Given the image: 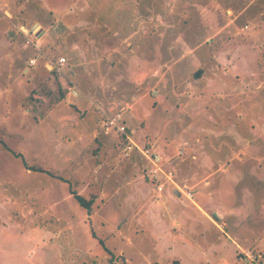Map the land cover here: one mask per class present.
Masks as SVG:
<instances>
[{"label": "rangeland", "instance_id": "374dc122", "mask_svg": "<svg viewBox=\"0 0 264 264\" xmlns=\"http://www.w3.org/2000/svg\"><path fill=\"white\" fill-rule=\"evenodd\" d=\"M36 22L39 36L21 30ZM121 108L139 143L198 147L210 171L201 186L237 200L251 185L257 198L264 0H0V264H246L244 251L227 254V230L201 221L197 235L190 221L168 232L164 211L153 223V204L108 189L133 163L100 130ZM204 153L223 157L210 166ZM73 192L93 200L89 211Z\"/></svg>", "mask_w": 264, "mask_h": 264}, {"label": "crops", "instance_id": "0c3cea01", "mask_svg": "<svg viewBox=\"0 0 264 264\" xmlns=\"http://www.w3.org/2000/svg\"><path fill=\"white\" fill-rule=\"evenodd\" d=\"M39 26L40 28L37 31L36 36H39V34L43 32L42 26L40 24ZM19 47L20 52H22L23 48L21 46ZM23 52L27 51L23 50ZM39 56V54H36L35 57H28L29 60L35 58L36 62L30 64V62L26 61L27 66L25 65L24 68L28 70L30 67L37 66L40 61ZM25 57L26 56L21 53L17 61L24 63ZM45 64L47 69L52 67L47 63ZM238 75L240 76L239 73ZM122 110L123 108L116 111L121 112L123 122L126 125L129 134L139 145L149 147L152 150L155 158L154 160L159 165L172 172L173 182L165 180L158 174H149L148 171L151 163L134 150L127 158L123 157L122 152H120L121 157L125 159L126 162L133 163L129 165L130 167L120 166L118 172V174H121L120 181H118L116 176L115 178L108 179L109 176L106 179V186H108V189L125 192L130 196L126 201L129 202L133 198L135 201L133 206L135 207L139 206L140 201H146L147 204L145 207L153 204V209H156V218L153 219V223L160 220V218L157 217L158 210L160 213L164 211V217L169 220V223H166L168 232H176L179 230L181 232L183 227L189 225L190 221V226L192 228L191 232L198 230L197 235H203L199 232L201 229H198L200 225L203 229L204 226H206L208 228L214 227L220 229L223 232L228 231L227 236L231 238L233 251L231 252L232 249H227V254L232 260H238L241 250L246 251L247 248L254 249L261 255H264V191L258 192L261 194L255 198L254 188L251 185L246 184L247 186L241 188L242 191H240V197L235 200L230 194L231 191L223 192L221 186L209 184L205 185V187L201 186L200 184L206 181L205 178H201V176L210 174V171L206 169V171H204V169H202L209 168L207 165L205 167L197 165L196 160L202 158V153L197 152L199 151L197 150L198 147H193V150L189 151L187 154H185L182 147L178 145V147H175V144L174 146H170L169 150L164 149L165 147H163L160 151H155L152 143L145 141L139 143L143 138H137L135 132L128 128L129 116L123 113ZM107 115L108 114H105V116ZM100 130L101 134L107 138H111L114 145H117L120 148V151H122V137L119 134L114 132L105 134L102 129ZM176 143L180 144L181 142ZM191 144L192 146L201 145L198 141H193ZM219 153L217 157H212L213 159L211 161L208 154L204 153L203 156L205 155L208 159V165L211 166L214 163V159L216 160L223 157L219 156ZM187 160H194V163H196L197 166L188 163ZM112 173H116L115 168L112 169ZM238 173L239 172H236L235 174ZM248 174H250L249 171ZM159 184H162L161 189H158ZM215 186L216 189H214ZM189 189L193 192L195 197L191 194V198H188L182 193V190L189 191ZM175 190L178 193H176ZM110 196L112 197V194H110ZM201 221H203L204 226L200 223ZM180 232L176 233L178 234ZM187 240L189 239L187 238ZM189 242V244L193 246V242L190 240ZM226 245L227 243L225 242L221 244L222 247H225ZM176 260L179 261V259ZM242 260L247 264V258L242 257Z\"/></svg>", "mask_w": 264, "mask_h": 264}, {"label": "built area", "instance_id": "2783aa9c", "mask_svg": "<svg viewBox=\"0 0 264 264\" xmlns=\"http://www.w3.org/2000/svg\"><path fill=\"white\" fill-rule=\"evenodd\" d=\"M35 47L38 49V44H35ZM30 64H34L36 62L35 58L29 60ZM65 64V58L59 57L56 64L53 65V68L57 73H61L62 67ZM101 129L105 134H110L112 132L119 134L122 137V155L123 157H129L132 151H137L141 156L146 158L150 163V169L148 171L151 175H160L165 180H172V172L161 165H159L154 159V155L152 150L149 147L139 145L129 134L127 131L126 125L123 122L122 114L120 111L115 112L114 114L107 115L103 118L101 122ZM162 188V184L158 185V189ZM182 193L191 198V192L188 190H182ZM245 256L248 260V264H257V254H253L249 250L244 251Z\"/></svg>", "mask_w": 264, "mask_h": 264}, {"label": "trees", "instance_id": "16d2710c", "mask_svg": "<svg viewBox=\"0 0 264 264\" xmlns=\"http://www.w3.org/2000/svg\"><path fill=\"white\" fill-rule=\"evenodd\" d=\"M199 72V71H198ZM9 149V148H8ZM38 170H40V169H38ZM40 171H42V170H40ZM73 195H74V198H75V200H76V202L80 205V206H82V207H84L86 210H90V206H91V204L93 203V200L91 199V198H88V199H86L85 197H83L82 195H80V194H77L76 192H73ZM151 264H162V263H159V262H153V263H151Z\"/></svg>", "mask_w": 264, "mask_h": 264}, {"label": "water", "instance_id": "95a60500", "mask_svg": "<svg viewBox=\"0 0 264 264\" xmlns=\"http://www.w3.org/2000/svg\"><path fill=\"white\" fill-rule=\"evenodd\" d=\"M40 26L39 24L35 23L31 28L29 29H26L24 26L21 27V30H23V32H26V33H32L34 35H36L37 31L39 30ZM176 193H178L176 190H175Z\"/></svg>", "mask_w": 264, "mask_h": 264}]
</instances>
